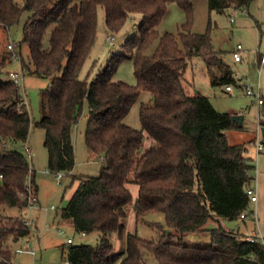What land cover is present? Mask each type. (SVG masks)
I'll list each match as a JSON object with an SVG mask.
<instances>
[{"label":"trees","instance_id":"16d2710c","mask_svg":"<svg viewBox=\"0 0 264 264\" xmlns=\"http://www.w3.org/2000/svg\"><path fill=\"white\" fill-rule=\"evenodd\" d=\"M192 1L0 0V31L17 26L23 13H29L16 45L19 57L22 45L28 49L22 71L50 78L40 95L37 121L44 129L47 171L72 173L71 135L85 102V146L90 157L102 159L97 176H72L77 187L61 210L76 233H98L95 245L62 248L61 258L69 264H147L146 256L157 264H264V240L221 223L254 217L246 191L254 183L255 166L243 144L227 141L226 132L241 126L229 113L215 110L207 97L189 94L184 84L188 63L195 57L206 65L212 85L237 82L223 53L214 50L211 25L203 34L192 32ZM206 2L209 11L224 14L228 9L244 10L252 0ZM171 4L184 11L186 21L176 34L160 35L157 27ZM99 6L105 30L113 33L140 15L138 35L88 82L80 78V71L96 40ZM155 41L153 52L145 54ZM10 55L1 50L0 42V264H13L14 245L30 235L21 214L6 213L7 208L22 212L32 207L27 182L38 204L35 172L25 153L16 149L27 141L31 115L13 81L3 78ZM125 60L133 64L135 86L114 79ZM141 91L150 93L151 99L139 108L137 130L123 120ZM146 140L150 144L145 147ZM131 186L137 187L136 196ZM129 205L137 223L147 214L162 213L169 231L157 241L125 232ZM209 222L217 227L206 230ZM206 231L207 246L183 242ZM112 236L123 245L117 253Z\"/></svg>","mask_w":264,"mask_h":264},{"label":"rangeland","instance_id":"374dc122","mask_svg":"<svg viewBox=\"0 0 264 264\" xmlns=\"http://www.w3.org/2000/svg\"><path fill=\"white\" fill-rule=\"evenodd\" d=\"M19 2L21 0H18ZM193 22L191 30L194 33L203 34L207 25H211V39L215 51L222 52L223 61L229 65L235 75H238L236 84H232L233 91L227 94L224 85H212V80L207 74L206 65L201 58H192L184 74V84L188 85V93L198 92L210 101L211 105L218 112L235 114L241 117V128L236 131L226 132L229 144H244L246 156L253 159L255 171L253 178H257V189L260 192V200L264 195V153H258L251 140L255 137L258 123L260 129L264 128V105L260 108L251 104V98L244 95L242 84L256 85L257 70L259 65V54L264 52V0H252L248 8L242 10L228 9L224 14L209 11L206 0H193ZM29 13H23L20 23L7 30L0 31L1 50L9 53L6 49L8 42L18 45L22 39V26ZM232 19V22L230 21ZM140 15L136 14L127 19L123 28L118 33L105 30L103 24V11L97 7V34L95 43L89 57L86 59L80 71V78L91 81L97 71L104 67L106 61L113 54H120L121 47L126 41L138 35L137 25ZM186 21L184 11L176 4L168 6L166 14L160 21L157 32L176 34L180 25ZM107 34L115 37V45L108 46L105 42ZM157 45L155 41L145 52L150 55ZM18 48V47H17ZM17 52V50H16ZM238 52L241 62H234L233 53ZM21 57L7 64L3 78L10 79V72L21 74V63L28 62V49L21 46ZM13 54V53H9ZM10 55V57H11ZM96 61L93 65V62ZM23 72V71H22ZM23 74L22 96L26 103V109L31 115V124L26 143L18 144L16 149L25 153L30 167L34 170V181L37 187L38 207L32 206L22 212L15 208H7L11 217L21 214L24 221L28 223L30 235L21 239L13 247V264H65L66 259L61 258V250L68 248L67 239L73 240V246L95 245L98 240V233H91L86 236L76 233L70 220L64 219L61 215L62 208L77 186L72 176H97L102 166V159L89 156L84 141V133L87 125V103H83L77 124L73 128L71 139L75 151V166L71 174L61 173L60 182L55 179V174L47 170V153L43 146L44 129L37 121L40 117V95L49 86L50 78H40L28 73ZM114 79L135 86L137 81L133 73V64L130 60L120 63L115 72ZM260 93L264 102V64L261 67L259 78ZM150 93L141 91L140 96L131 107L130 112L124 118L123 123L131 128L140 130L138 118L139 108L142 104L150 102ZM260 118L258 120V114ZM233 116V115H231ZM255 133V135H254ZM147 140L143 143L147 144ZM31 154L26 153V149ZM258 176V177H257ZM133 187V186H131ZM254 188V183L252 185ZM255 189V188H254ZM54 206L55 211H45V208ZM249 211H253V203H249ZM264 211V210H263ZM222 225L230 230L248 236L262 232L264 234V212L256 213V218L251 217L245 221H221ZM125 232H136L141 238L148 241H157L163 237L164 231H169L164 223L162 213H151L145 215L139 222L135 221L132 206L127 207V217L124 221ZM215 222H209L206 230L216 228ZM175 241V240H172ZM28 242L29 249H35V255L23 251L16 253ZM185 244H196L207 246L210 244L209 231L187 236L183 239ZM111 243L113 251L119 252L123 247L122 242L116 236H112ZM147 264H157L149 256H146Z\"/></svg>","mask_w":264,"mask_h":264},{"label":"built area","instance_id":"2783aa9c","mask_svg":"<svg viewBox=\"0 0 264 264\" xmlns=\"http://www.w3.org/2000/svg\"><path fill=\"white\" fill-rule=\"evenodd\" d=\"M232 21V19L230 20ZM105 42L106 44H108V46L110 47H113L115 45V37H113L111 34H107L106 38H105ZM16 44L13 43V42H8L7 45H6V49L7 51H9V53H13L11 55V62L14 61L15 59L18 58V55L16 54ZM241 56L238 52H234L233 53V60L234 62L238 63V62H241ZM264 64V52L260 53L259 54V67H262V65ZM260 74H261V70L260 68L257 70V75H258V80H257V83L256 85H251V84H242V87H243V91H244V95L251 98V104H255L257 105L258 108H260L264 102H263V99H262V96H261V93H260V86H259V77H260ZM238 75H235L234 74V78L237 79ZM9 77L10 79L13 81L14 85L16 86V88L19 90V92H23V74H22V71H21V74L20 73H17V72H10L9 73ZM224 91L227 93V94H231L232 91H233V87H232V84H228V85H225L224 86ZM260 118V113L258 114V120ZM258 128H257V132H256V135L254 137V141H253V145L255 146L256 148V151L258 153H264V143L262 142V138H261V133H260V123H258ZM26 153L28 155L31 154V151L27 148L26 149ZM62 178V174L61 173H56L55 174V179L57 182H60ZM26 190L28 192V200L29 202L32 204V206H37V200H36V197L34 195H32V191H31V186H30V183L27 182V187H26ZM247 193V196L249 198V201L251 203H255L257 201V194H256V191L255 189L251 186L247 189L246 191ZM47 210V209H45ZM49 210H54V206H50L49 207ZM244 218L243 215L240 216V219ZM26 224L28 225V223L26 222ZM82 236H85V234H82ZM247 240L249 242H254L255 239L252 238V237H248ZM261 242H263V239H260ZM66 244L68 245H72L73 244V240L72 239H67L66 241ZM23 251H26V252H29L31 255H35V249L32 248V249H29L28 247V242L20 249H17L16 250V253H20V252H23ZM65 264H69L68 261L65 262Z\"/></svg>","mask_w":264,"mask_h":264},{"label":"crops","instance_id":"0c3cea01","mask_svg":"<svg viewBox=\"0 0 264 264\" xmlns=\"http://www.w3.org/2000/svg\"><path fill=\"white\" fill-rule=\"evenodd\" d=\"M232 22V21H231ZM259 66V65H258ZM260 68V70H261V67H258V69ZM21 70H22V68H21ZM261 75V74H260ZM260 78V77H259ZM257 80H258V75H257ZM260 86V85H259ZM264 105V104H263ZM231 115H235V114H231ZM261 126V125H260ZM260 133H261V129H260ZM254 135H255V133H254ZM261 138H262V136H261ZM253 141H254V137L252 138V140H251V142H252V144H253ZM263 142V141H262ZM147 144L145 145V147L146 146H148L149 144H150V141L149 140H147V142H146ZM244 145V144H243ZM245 146V145H244ZM246 149V148H245ZM245 154H246V152H245ZM252 159V158H251ZM253 160V159H252ZM32 164V163H31ZM30 164V165H31ZM258 177V176H257ZM77 187V186H76ZM254 188H255V191H256V194H257V201L255 202V203H253V208H254V210H253V212H254V217L256 218V213H261V212H264L263 210H264V195H262V197H261V200H260V190L259 189H257V178H255V180H254ZM76 189V188H75ZM75 189L73 190V193H74V191H75ZM132 193L134 194V196H136V194H137V187L136 186H133L132 187ZM49 211H55V208H54V210H49ZM7 213V212H6ZM8 214V213H7ZM8 216H10V215H8ZM257 238H259V239H263L264 240V234H262V232H259V236H258V234H257V236H256Z\"/></svg>","mask_w":264,"mask_h":264},{"label":"water","instance_id":"95a60500","mask_svg":"<svg viewBox=\"0 0 264 264\" xmlns=\"http://www.w3.org/2000/svg\"><path fill=\"white\" fill-rule=\"evenodd\" d=\"M232 120L240 126L241 124V117L240 116H232ZM261 136H262V141L264 143V128H261Z\"/></svg>","mask_w":264,"mask_h":264}]
</instances>
